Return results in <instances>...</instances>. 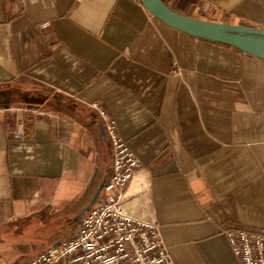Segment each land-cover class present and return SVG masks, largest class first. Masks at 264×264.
Masks as SVG:
<instances>
[{
    "label": "crops",
    "instance_id": "crops-1",
    "mask_svg": "<svg viewBox=\"0 0 264 264\" xmlns=\"http://www.w3.org/2000/svg\"><path fill=\"white\" fill-rule=\"evenodd\" d=\"M264 29V0H164ZM97 103L142 166L125 208L175 264H241L264 227V59L190 35L140 0H0V264H29L111 175Z\"/></svg>",
    "mask_w": 264,
    "mask_h": 264
},
{
    "label": "built area",
    "instance_id": "built-area-1",
    "mask_svg": "<svg viewBox=\"0 0 264 264\" xmlns=\"http://www.w3.org/2000/svg\"><path fill=\"white\" fill-rule=\"evenodd\" d=\"M94 106L112 145L111 175L76 233L39 252L29 264H175L160 222L126 210V186L142 162L120 134L115 118L97 103ZM225 233L241 264H264V227H234Z\"/></svg>",
    "mask_w": 264,
    "mask_h": 264
},
{
    "label": "water",
    "instance_id": "water-1",
    "mask_svg": "<svg viewBox=\"0 0 264 264\" xmlns=\"http://www.w3.org/2000/svg\"><path fill=\"white\" fill-rule=\"evenodd\" d=\"M158 19L167 25L190 35L236 47L250 55L264 59V29L221 21L202 19L183 14L164 0H140ZM104 183H101L88 204L76 219L80 220L99 199Z\"/></svg>",
    "mask_w": 264,
    "mask_h": 264
},
{
    "label": "rangeland",
    "instance_id": "rangeland-1",
    "mask_svg": "<svg viewBox=\"0 0 264 264\" xmlns=\"http://www.w3.org/2000/svg\"><path fill=\"white\" fill-rule=\"evenodd\" d=\"M80 224V221L78 222V224H75V222H71V227L74 228V229H70L68 228L67 226L65 225H61L59 229H57L55 232V235H59V236H65V235H68V234H71L74 232V230L76 231L75 227L77 225ZM66 238V237H65Z\"/></svg>",
    "mask_w": 264,
    "mask_h": 264
}]
</instances>
